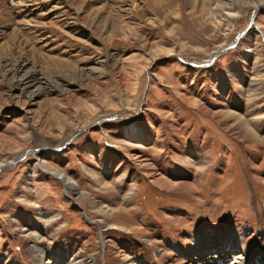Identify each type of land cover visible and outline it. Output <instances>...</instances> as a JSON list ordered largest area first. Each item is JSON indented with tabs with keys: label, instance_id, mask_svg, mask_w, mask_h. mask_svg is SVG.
<instances>
[{
	"label": "rangeland",
	"instance_id": "1",
	"mask_svg": "<svg viewBox=\"0 0 264 264\" xmlns=\"http://www.w3.org/2000/svg\"><path fill=\"white\" fill-rule=\"evenodd\" d=\"M0 164V264L264 252V3L0 0Z\"/></svg>",
	"mask_w": 264,
	"mask_h": 264
},
{
	"label": "bare ground",
	"instance_id": "2",
	"mask_svg": "<svg viewBox=\"0 0 264 264\" xmlns=\"http://www.w3.org/2000/svg\"><path fill=\"white\" fill-rule=\"evenodd\" d=\"M263 1L262 0H252L253 7L254 6L257 7L261 3H264ZM251 28L252 27H250V29ZM244 36H242V37H244ZM214 56H216V54ZM192 64L196 65V66H197V64H199L200 66H202V65H207L208 63L207 62H202V63L192 62ZM127 136L133 140H136V139L137 140H144L145 139L144 134L142 133L141 129L136 124H133L127 130ZM0 169L1 170L4 169V166L1 164H0ZM54 175L59 180H61L67 188H72V190H73L74 186L71 183V180H69L65 175H63L61 173H54ZM99 210H100V212L102 211V209H99ZM37 239H38V237H37ZM220 241H221L220 239H217L215 237L214 241L211 242L210 244L199 242L198 245H195L190 250V254H191L190 257L193 256L191 258L194 259L195 261H198V264L200 263V261L204 262L203 264H264V252H260L259 249L254 248V247L245 250L241 257L236 256V257H234L233 261L231 260L229 262L228 261L229 254H228V252H226V250L227 251L229 250L230 254H231L233 251H235L237 246L233 240H228L226 243L225 242L221 243ZM203 249L205 251H209V252L214 251L215 252V253H213V254H215L214 257H212L210 259L209 255H207L206 257L203 256L204 255ZM32 252H33L34 260H36V263L38 262L39 264H41V263H43V264H70L67 262V255L62 256L61 258L52 256L51 258L45 260V258H44L46 256L45 252L42 251L41 249L35 248V249H32ZM78 264H84V262L80 261Z\"/></svg>",
	"mask_w": 264,
	"mask_h": 264
},
{
	"label": "water",
	"instance_id": "3",
	"mask_svg": "<svg viewBox=\"0 0 264 264\" xmlns=\"http://www.w3.org/2000/svg\"><path fill=\"white\" fill-rule=\"evenodd\" d=\"M249 29H250V27L248 28V30L246 32H244L243 34H241L240 37H242L243 35H245L246 33H248L249 32ZM0 171H1V169H0Z\"/></svg>",
	"mask_w": 264,
	"mask_h": 264
}]
</instances>
